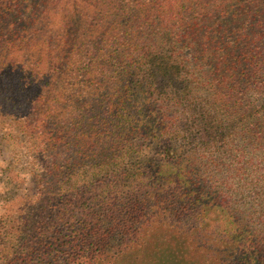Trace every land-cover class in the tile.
I'll return each instance as SVG.
<instances>
[{
  "label": "trees",
  "instance_id": "trees-1",
  "mask_svg": "<svg viewBox=\"0 0 264 264\" xmlns=\"http://www.w3.org/2000/svg\"><path fill=\"white\" fill-rule=\"evenodd\" d=\"M0 140V264H264V0H0Z\"/></svg>",
  "mask_w": 264,
  "mask_h": 264
},
{
  "label": "rangeland",
  "instance_id": "rangeland-1",
  "mask_svg": "<svg viewBox=\"0 0 264 264\" xmlns=\"http://www.w3.org/2000/svg\"><path fill=\"white\" fill-rule=\"evenodd\" d=\"M2 143H4L3 141L0 140V220L7 215H10L11 217H14L15 214L17 213V215L19 216L20 214L25 217L28 222H32L33 218L35 215H38V211L34 210V209H28V210H23L25 204H23V201H13L10 202L8 200H5L6 197L9 196V193L12 191L11 187L9 188L8 192L6 191L4 193V185L3 183L5 182V177L3 176L4 173L3 171H5V167H6V163H5V159L7 157V152L6 150H4ZM7 146V145H6ZM21 181L23 182V185L21 186L20 190H17V187H19V183H17L14 189H16L18 191L19 195H24L23 193V189H27V187L30 186V181L27 177L22 176L20 177ZM3 240V238H0V241Z\"/></svg>",
  "mask_w": 264,
  "mask_h": 264
}]
</instances>
